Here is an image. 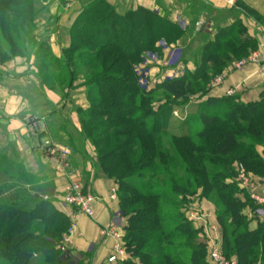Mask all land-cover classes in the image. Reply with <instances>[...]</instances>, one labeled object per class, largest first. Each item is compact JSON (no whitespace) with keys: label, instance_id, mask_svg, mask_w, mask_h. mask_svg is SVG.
Returning a JSON list of instances; mask_svg holds the SVG:
<instances>
[{"label":"trees","instance_id":"obj_1","mask_svg":"<svg viewBox=\"0 0 264 264\" xmlns=\"http://www.w3.org/2000/svg\"><path fill=\"white\" fill-rule=\"evenodd\" d=\"M35 6V0H0V41L6 42L10 52L2 51L0 44V62L26 57V49L16 44L15 31H22L25 39L30 40L29 29L35 27ZM182 36L178 26L151 10L139 7L119 14L106 0H92L73 22L70 46L63 50L64 65L73 67L76 54L85 58L90 70L100 69L91 74L88 82L96 88L98 99L80 116V123L89 140L93 127L108 132L91 142L100 171L115 181L120 211L126 218L122 242L128 259L115 264H173L167 254L163 261H153L151 248L154 244L169 248L174 236L183 239L180 246L187 251V264H207V245L199 240L203 237L202 228L198 224L195 228L179 213L178 224L172 232L165 233L161 228L159 195L131 180L141 177L152 166L151 149L161 154L157 123L161 108L154 109V91H143L137 86L134 66L142 53L153 50L160 39L172 44ZM256 49L257 43L240 24L234 35L221 30L202 47L193 71L163 81L155 89L183 103L197 94L206 96L209 91L203 84L212 75L220 74L231 60L245 58ZM43 56L44 53L38 58ZM70 73L72 76L73 71ZM203 104L198 113L202 128L196 134L202 141L193 142L191 135L173 136L188 180L181 186L171 178L172 188L181 196L186 211L192 202L188 195H199V200H204L214 192L221 206L215 215L221 229L223 255L236 264H264V222L252 213L244 214L246 207L253 211L254 205L247 197L243 202L237 197L241 191L234 181L226 182L234 177L235 163H242L249 172L264 177V99L240 103L235 97H208ZM150 118L153 123L149 128ZM241 137L257 140L262 153L256 148L245 151L239 145ZM135 142L139 143L140 154L133 161ZM160 162L167 165L166 161ZM206 162L218 169L217 174L210 177ZM8 183L0 175V193ZM32 188L31 195L0 198V259L10 264H29L36 257L43 264H67L61 259L58 245L67 231L68 218L52 206L50 199L44 200L42 193H52L48 187ZM252 222H256L253 230L249 228Z\"/></svg>","mask_w":264,"mask_h":264},{"label":"crops","instance_id":"obj_2","mask_svg":"<svg viewBox=\"0 0 264 264\" xmlns=\"http://www.w3.org/2000/svg\"><path fill=\"white\" fill-rule=\"evenodd\" d=\"M52 1L56 2V0ZM106 1L119 11H130L142 7L162 13L165 10L164 4L168 0ZM169 2L173 3L174 7L175 3L182 4L183 8L187 5L189 12L193 14L194 21L191 23L194 24V28L197 23L202 22L201 29L203 31L200 35L204 38L203 46L212 41L221 30H228L230 35L236 34L240 24L245 29L246 35L257 43L256 51L259 53L260 61H264V0H189L188 2L172 0ZM43 5L46 6L47 3H43ZM79 8L81 9V7ZM178 10L181 11V9ZM178 10L176 17L189 23L187 22L188 18L181 15ZM63 19L59 18L56 21L64 25ZM37 25L42 26L37 35L38 38L43 39L46 43L49 40L50 46H57L63 42L69 44V32L65 31L58 35L51 33L49 34L51 37L48 39V23L40 21ZM51 50L52 55L57 58L61 54V51L54 50V47ZM47 57L48 52L44 54L43 58ZM234 61L236 60H231L223 68L225 74L223 83L210 91L204 98L205 100L208 97H226L228 91H233L232 96L240 103L258 102L264 99V85H262L259 72L260 64H249L242 70L232 71L230 65ZM45 63V61L38 63L35 55L29 58L23 56L0 62L1 159L20 171V178L15 182L16 187L13 188L12 195H31L33 194L32 187H48V190L52 191L50 195L48 194L52 206L66 217L69 210L61 206L60 197L70 181L75 179L81 181L84 192L96 196L98 200L93 205L95 212L93 218L82 215L78 217L77 234L72 238L70 255L72 257H89L91 264H106V258L111 252L113 242L103 235V230L107 227L113 214L121 213L118 198L116 200L109 199L111 189L117 188V186L114 180L105 177L100 171L94 147L86 140L80 141L79 115L73 109L74 105L77 108L81 106L82 109L84 105H87L85 95L81 94L85 92V87L76 86L74 89L78 96H72V99L70 98L67 102L53 92H50L49 96L48 87L44 84L47 77L43 79L41 76L43 74L48 76V64ZM53 105L57 108H53ZM53 138L62 141L70 149L71 166L75 175L67 176L43 160L42 145L46 140H54ZM7 154L9 157L5 158ZM38 166L47 168L50 173L49 177L48 171L45 172V175L37 172L35 167ZM21 177L35 181L27 183L23 180L20 183ZM254 180H259V178L255 177ZM37 197L38 195L35 194L34 198ZM191 200L193 203L199 202L201 199L193 197ZM197 202L195 203L197 204ZM185 217L188 219L186 211ZM210 221L215 224L212 217ZM194 224L197 225V223ZM215 226L218 228L216 224ZM255 227L256 222L250 223V229L253 230Z\"/></svg>","mask_w":264,"mask_h":264},{"label":"rangeland","instance_id":"obj_3","mask_svg":"<svg viewBox=\"0 0 264 264\" xmlns=\"http://www.w3.org/2000/svg\"><path fill=\"white\" fill-rule=\"evenodd\" d=\"M92 0H56V2L52 0H35L36 2V16H35V27L31 26L29 29L30 32V40L25 39V34L22 31H15L16 33V44L20 45L21 48L26 49V57L29 58L32 55H35L38 63L46 62L48 64V76L41 75L43 79L47 77L44 81L46 87H48V95L50 96V92L55 93L59 96L63 101L69 100L72 96H78L77 91L74 89L76 86H84L85 92L81 94L85 95L87 100V105H84V108H77L74 105L75 111L80 116L85 113L91 104L92 101L98 99L96 88L89 85V80L91 74L94 72H98L100 69H96L93 67L90 70V67L87 66V61L84 57L78 58L75 54L73 67H68L65 64L63 50L69 48L71 43L70 38V30L73 22L75 21L78 14L82 11L83 7L90 3ZM168 0L164 4L165 10L161 12L153 11L159 16L168 19L171 23L178 26L179 29L182 30L183 36L180 40L175 43L168 44L163 39H160L155 43L154 49L145 51L142 53L138 64L134 66V75L136 78L137 86L143 91H154L153 94V106L154 109H159L160 115H158V130L160 133V156L155 150L151 149L150 153L153 154L152 166L142 172L141 177H133L131 180L141 187H144V190L155 193L159 195V213L161 217V228L165 233H170L173 231L175 225L180 221L178 215L179 213H183L185 216L186 209L182 207L181 196L178 193H174V190L171 185V178L178 182V185L185 186L187 184V176L184 172V161L182 156L178 153L175 145L173 143V134L176 135H191L193 136V142L200 143L199 138L196 137L201 131V124L198 119L199 111L204 107V101L206 96H208L211 89V82L213 79L221 74H223V70L218 75H212L207 83L203 84L204 89H207L209 92L206 96H199V94L191 96L189 101L183 103L182 100H174L172 97L168 96L165 92L161 90H156L155 87L161 84L163 81L170 80L173 78H178L183 75L185 71H193L194 67L199 61V55L201 48L204 44V38L201 30L194 24L191 23L194 21L193 14L189 12V9L183 5H177L175 3V7L173 3H170ZM180 2H188L189 0H179ZM53 2V3H52ZM58 2V3H57ZM43 3H47L46 6ZM56 3V4H55ZM77 3V6H75ZM187 4V3H186ZM181 6V7H179ZM76 7V8H75ZM81 7V9L79 8ZM139 8V7H138ZM178 9H181L178 10ZM177 10L180 11L181 15L186 16L188 19L186 23L185 20H182L177 16ZM119 14H124L127 11L124 10H116ZM59 18H64L65 24L62 25L58 23ZM179 18V19H178ZM43 21L44 23H48V39L51 37L49 34H59L64 33L66 31L69 32V44L67 43H59L57 46H53L54 50L61 51L59 57H55L52 55V46H50V42L46 43L43 39L38 38V34L41 31V25H37L38 22ZM73 21V22H72ZM70 23H72L70 25ZM198 30V31H196ZM54 36V35H53ZM55 39V38H54ZM20 43V44H19ZM2 51L5 53L9 52V47L6 42L3 40L0 41ZM18 48V47H17ZM41 49V53L38 50ZM89 49V48H87ZM48 52V57L46 59H40L39 56L42 57V54ZM39 65V64H38ZM51 69V70H50ZM51 71V72H50ZM70 71H73L72 76L70 75ZM71 77V79L69 78ZM199 89V88H198ZM227 95V94H226ZM227 97H233L228 96ZM72 99V98H71ZM204 100V101H203ZM53 108H57L53 105ZM153 123V119L150 118L148 120V126L151 127ZM81 126V123H80ZM90 139L95 140L102 138V135L108 134V132H103L102 130L93 127L90 131ZM104 133V134H103ZM54 139V138H53ZM75 139V138H74ZM52 140V139H49ZM56 139L52 140L55 141ZM86 140L94 147L91 140L86 137V134L82 132L81 129V139L80 141ZM56 140L55 142H57ZM58 143L65 145L62 141H58ZM259 143L257 140H251L250 138L239 139V145L243 147V149L247 152L253 151L254 148L258 151V153H262V149L257 147ZM68 147V146H67ZM151 146H148V149ZM95 149V147H94ZM136 149V150H135ZM135 151L132 156V160L135 161L139 156V143L135 142L134 147L132 148ZM7 154L5 156H8ZM11 156V155H10ZM0 155V175H2L3 179L7 180L9 183L5 185V188L0 193V198H7L12 196L13 188L16 187L15 182L20 178V171L14 169L11 164L6 163L5 160L1 159ZM160 160L166 161L167 165L161 164ZM205 166L208 169L210 177L217 174L218 169L212 167V165L208 162L205 163ZM239 167H243L246 177L253 183L255 187V193L261 194V189L264 186V177H259L249 172L248 169L242 163H235L233 165V179H227L226 182L234 181L237 184V187L240 189L241 193L237 195L243 202L245 197L248 200H251L248 191L241 187V185L237 182V178L239 175ZM35 170L40 174L45 175V172L48 171L47 168L43 166L35 167ZM73 170V168H72ZM24 173V172H23ZM48 171V177H49ZM255 177H258L259 180H254ZM25 180L27 183L31 181V183L35 180H31L28 178L21 177L20 183ZM65 189V188H64ZM193 187H189V191H192ZM198 193H201V190H198ZM44 196V200H48V196L45 193H42ZM63 195V193H62ZM61 195V196H62ZM241 195V197H240ZM199 195H188V200L193 197L198 199ZM208 199H201L197 204L195 202H191L192 204H196V206L206 213L212 215V218L215 224L218 226L219 232L221 234L220 225L216 219L215 210H220L221 206L217 200L216 194L211 192L208 196ZM118 198V196H117ZM25 200V198H22ZM1 201V200H0ZM56 201V200H54ZM191 201V200H190ZM204 203H203V202ZM23 202V201H22ZM202 202V203H201ZM254 205L253 211H251L248 207L244 210V214H253L252 216L258 217L256 210L262 208L257 205L253 200H251ZM251 211V212H250ZM188 216V211H186ZM259 218V217H258ZM260 221L264 222V218H261ZM229 222V221H228ZM197 228V225H194ZM221 237V235H220ZM172 241L171 246L169 248L167 245L162 244L160 248L158 245L154 244L151 248V252L153 254V261H163L164 255H169L170 259L174 261L173 264H187L188 257L186 258L187 251L180 246L183 243V239L179 236H174L170 239ZM200 241H204V237L199 238ZM208 254L209 248L207 247ZM62 255V254H61ZM70 255V254H69ZM188 255V254H187ZM127 256V254H126ZM69 258L62 255V261L67 264H91V259L89 257H79V256H68ZM39 258H32L29 264H43L42 260H38ZM128 259V256H127ZM0 264H10L8 261L0 259ZM208 264V258H207ZM259 264V263H258Z\"/></svg>","mask_w":264,"mask_h":264},{"label":"built area","instance_id":"obj_4","mask_svg":"<svg viewBox=\"0 0 264 264\" xmlns=\"http://www.w3.org/2000/svg\"><path fill=\"white\" fill-rule=\"evenodd\" d=\"M202 22L197 23V27L201 29ZM260 64L259 72L261 76L262 85H264V61H260V56L257 51L252 52L247 57L236 60L230 65V70H242L249 64ZM225 74H221L213 79L211 82V89H215L224 81ZM228 96L233 95V91L226 93ZM42 158L43 160L55 169H59L67 176L75 175L71 166V152L70 149L58 142L46 140L42 145ZM237 182L242 188L246 189L257 205L261 206L256 210L259 218H264V186L261 189V194L255 193V187L252 182L246 177L243 167H239V175ZM110 200L117 199V188L113 187L109 194ZM98 198L90 193L84 192L81 181H70L64 189L63 195L60 197V204L63 208L68 209L67 218L69 225L67 231L62 236L58 245V249L62 255L69 258L70 245L72 238L77 234V220L80 215L87 218L94 217V203ZM211 214L201 211L196 204L189 206L188 220L197 223L203 231L205 243L209 248L208 264H236L235 260L227 259L221 250V237L218 228L210 221ZM126 218L121 213L112 215L107 227L103 230V235L112 240L113 244L111 252L106 258L107 264H115L119 261L126 260V252L123 248V235Z\"/></svg>","mask_w":264,"mask_h":264}]
</instances>
